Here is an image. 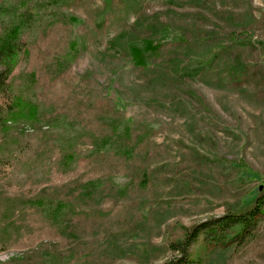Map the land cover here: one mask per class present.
<instances>
[{
	"label": "rangeland",
	"instance_id": "374dc122",
	"mask_svg": "<svg viewBox=\"0 0 264 264\" xmlns=\"http://www.w3.org/2000/svg\"><path fill=\"white\" fill-rule=\"evenodd\" d=\"M61 8L65 16L36 21L19 68L37 72L36 97L49 113L74 121L76 162H60L58 133L32 130L17 158L0 164V190H46L72 199L75 210L54 220L27 206L1 218L0 226L13 224L9 235L0 230V264L175 262L181 252L172 242L244 209L264 189V79L235 85L243 63L221 54L250 37L264 67V0H83ZM145 29L158 48L138 64L130 44ZM247 232L244 240L201 232L193 264H264V214Z\"/></svg>",
	"mask_w": 264,
	"mask_h": 264
},
{
	"label": "trees",
	"instance_id": "16d2710c",
	"mask_svg": "<svg viewBox=\"0 0 264 264\" xmlns=\"http://www.w3.org/2000/svg\"><path fill=\"white\" fill-rule=\"evenodd\" d=\"M80 1L83 0H51L43 6L42 3L23 0L20 2L21 5L15 7L5 3L0 5L1 9L7 8L6 14L0 15V164L11 163L17 158L21 150L26 147V144H23L25 134L43 128H45L43 132L46 136L58 133L56 142L63 151L60 162L67 166L76 162L74 144L77 142V131L72 128L74 121L56 112L49 113V108L36 97L37 72L32 70L28 75H24L19 67L31 55L33 43L28 34L33 30L36 21H43L45 18L55 19L57 14L65 16L61 7ZM220 12L223 18L231 16L227 9H222ZM259 22L264 23V13ZM152 32L151 29L142 30L141 40H135L130 44L133 59L138 64H144L158 48ZM221 54L241 60L243 63L242 71L236 79L232 80L235 85L240 86L249 84L252 80L264 79V67L258 57L259 47L250 37H238L231 40L223 47ZM130 131V127L126 125L122 134L128 135ZM90 184L89 182L84 186L85 193L80 192L81 197L88 196L87 192L91 190ZM72 201V199L66 200L46 193V190L30 196H10L0 190V210L2 209L0 219L3 217L10 219L18 207L21 209L32 206L40 209L45 216L58 220L62 215L69 216L70 212L75 210L74 201ZM263 214L264 189L244 209L192 226L184 233L183 239L171 243L175 250L181 252L180 257L175 262H171L193 264L197 261L198 259L192 257L191 247L195 241L199 240L203 231L207 233L221 231L223 235L238 237L241 240L250 238L247 231L256 228ZM10 222L7 221L0 226L3 236L10 234L13 221L9 224ZM16 259L17 257H13L10 261ZM171 262L165 264H171Z\"/></svg>",
	"mask_w": 264,
	"mask_h": 264
}]
</instances>
